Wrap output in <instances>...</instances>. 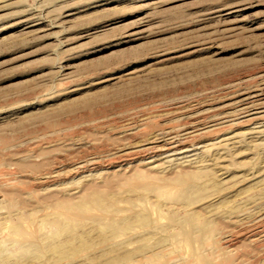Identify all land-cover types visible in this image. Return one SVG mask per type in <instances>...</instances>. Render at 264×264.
Returning a JSON list of instances; mask_svg holds the SVG:
<instances>
[{
    "label": "rangeland",
    "instance_id": "374dc122",
    "mask_svg": "<svg viewBox=\"0 0 264 264\" xmlns=\"http://www.w3.org/2000/svg\"><path fill=\"white\" fill-rule=\"evenodd\" d=\"M263 90L264 0H0V264H138L118 258L146 234L170 264H264V136L234 115ZM226 120L200 140L241 142L175 168L149 162L167 132ZM177 170L202 172L187 203ZM136 212L155 224L102 243L99 222ZM188 212L212 240L184 243L168 218ZM66 240L77 251L59 261L50 245Z\"/></svg>",
    "mask_w": 264,
    "mask_h": 264
},
{
    "label": "bare ground",
    "instance_id": "6f19581e",
    "mask_svg": "<svg viewBox=\"0 0 264 264\" xmlns=\"http://www.w3.org/2000/svg\"><path fill=\"white\" fill-rule=\"evenodd\" d=\"M261 84H263V83H261ZM238 102H239V104L236 107L234 106V108L236 110V114H234V115L236 117L245 118V122L252 123V125H253L248 132L246 131L247 133H245V134L246 135H249V136H259V137L264 136V124H263V121H264V97L262 96V94H259V93L256 92V93H254L252 95V93H251V94L245 96L241 101H238ZM227 116H229V114ZM227 121H229V120H226V121H223V122H214V123H210V124H201V125L199 124V125H193V126H191V124H188V125H185V126H182V127H177L176 129L167 132V134L165 135V137L161 141H159L157 145H154V146H152L150 148L152 150V158H151V160H149V162L152 163V162H155V161H158L159 160V161L162 162V165L163 166H165L167 168L168 167H174L175 168V167H177L179 165L181 166V165L187 164V163L188 164L189 163L191 164L192 163L191 161L193 159H195L198 156V154L201 151H203L205 148H209V149L211 148V149H213V150H215V151L218 152L220 150H223L224 147H226L229 144L232 145V144H237L238 142H241V140L240 141H236V136L235 135L231 136L232 134L230 136L219 137V138L212 139V142H210V143H205V142H203V141L200 140V138L205 137V136L209 135L210 133L218 130L219 129V126L221 124H223V123H226ZM231 124L234 126L233 123H231ZM235 125H237V124H235ZM218 131H220V130H218ZM243 135H244V133H243ZM216 136H217V134H216ZM258 139H260V138H258ZM153 143H155V142L153 141ZM202 162H204V160ZM199 164H200V162H199ZM210 166L211 165H209L208 167H210ZM208 167L206 166V168H208ZM181 168H183V167H181ZM162 171H164V170H162ZM213 171H215V170H213ZM178 172L179 173L174 177V179L172 178V180H170V182L173 183L174 185L179 186L180 195H181V197L183 199L186 200L185 203H187V200H188L187 199V196H188V194L189 195L191 194V193H189V192H191V186H192L191 184H193L192 182H194V180L197 179L199 177V175L202 174V172L201 171H199V172L198 171L191 172L190 170L189 171H178ZM48 175H45L46 178H47ZM216 177H217V175H216ZM200 178H203V177L200 176ZM47 183H48V181H47ZM90 197H92V196H90ZM97 198L98 199H101V197H96L95 199L92 200V202L94 201L96 203L98 201ZM85 201H87V199ZM73 204H74V202H73ZM88 204H91V203L88 202ZM88 204L87 203H84V201H83V203H75L72 206H68L67 210L70 211V212H73V211H79V212H81V211H84L85 209H87V207L90 206ZM254 204H256V202ZM189 206H191V204ZM262 215L264 216V212L262 213ZM151 218H150V216H149L148 213H146V212H141L140 213L139 212V213L135 214L134 216L127 217V218H123V219H121L119 221H110V222H106L104 224H101L99 222V225H101V229H102V231L104 233V236L102 237V243H107L110 240H112L113 238H116V237H119V236H122V235H126L132 229L133 225H135V224H137L138 226H141V227H148L149 228V226L153 223V221H152ZM168 220H169V222H168L169 224H179L181 226V236H183L184 243H186L188 246H191V244L194 243V242H198V243L200 242L203 245V244H205V243H207V242H209L210 240L213 239V233H214L212 231L213 229L210 230L207 227L209 224L208 225L205 224L206 222H204V223L201 222L200 223L199 222L200 219L198 220L197 217L195 216V214L189 213V214L185 215L184 217H178L176 214H172V215L169 216ZM50 222H51V220H50ZM55 224H56V232H55V235H59L60 233L66 232L65 229H67V228H64V226L66 227V224H69V220H64V218L63 219L57 218L55 220ZM153 224H155V223H153ZM160 228L162 230H163V228H166L167 229V226H161ZM148 231H146V233ZM146 235H145L146 237L144 236V240H142V243H140L142 245L140 248H138L136 251H127L124 256H122L121 258H118L119 261L120 262H123V263H125V262L127 263V262L131 261L134 258L135 254H140L138 256H141V260H139V263L137 262L138 264H170V263H168V261H170L169 259L166 262V257H169V256H167V254L165 253V252H167L166 251L167 249L165 251L163 250V248L165 247V246L162 247L164 243H162L160 240L157 239L156 240L157 242L155 243V246H154L155 248H152V246H150L151 248L147 249L146 247H148L149 243H151V242L147 241L148 240L147 237H148L149 234H146ZM82 242H83V244H81V246L79 248H82L83 246L84 247H87L88 245L91 246V244L88 241H86V240H83ZM31 247L32 248L30 250L28 248H26V250H28L27 252H30L32 256H39V255H41V253H42L43 250L41 249V247L39 245H35V246L33 245ZM50 247H51L52 252L55 253V255L57 256V258H58L59 261H64L65 259H68V258L72 257L73 254H75L76 251H77V246L76 247L75 246L73 247L72 244H71V242H69L68 240L63 241V242H60V243L52 244V245H50ZM114 247H115V245H114ZM127 250H129V249H127ZM214 259H212L209 256L203 255L201 253H198L195 264H218V263H216L214 261ZM181 260H183V259H181Z\"/></svg>",
    "mask_w": 264,
    "mask_h": 264
}]
</instances>
